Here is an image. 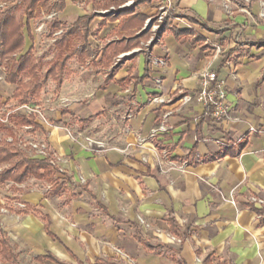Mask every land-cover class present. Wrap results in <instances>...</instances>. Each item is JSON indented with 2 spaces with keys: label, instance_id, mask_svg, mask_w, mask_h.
Listing matches in <instances>:
<instances>
[{
  "label": "crops",
  "instance_id": "1",
  "mask_svg": "<svg viewBox=\"0 0 264 264\" xmlns=\"http://www.w3.org/2000/svg\"><path fill=\"white\" fill-rule=\"evenodd\" d=\"M158 1L139 3L135 11L147 18ZM173 1L179 19L149 49L150 56L165 59L164 65L149 62L145 40L129 50L105 53L104 48L122 43L127 35L122 26L128 15L117 16L120 9L100 12L120 1L102 7L88 1L91 12L82 15L93 14L86 38L92 52L83 63L75 58L80 69L68 65L55 86L58 98L66 100V117L58 114L56 124L34 131L65 159L51 166L58 182L64 180L62 188L53 191L51 183L30 177L45 181L52 196L43 190L33 194L32 188L20 198L22 214L0 212V231L12 249L16 233L21 247L38 261L57 264L37 259L50 254L62 264H69L67 257L83 264L76 254L83 249L63 235L69 232L102 254L92 264H128L117 249L135 264H264V18L257 16L255 2L246 4L250 17L238 10L228 14L221 0ZM143 25L131 29L138 34ZM208 63L225 82L229 119L215 120L195 100L177 109L176 103H148L156 93L173 100L181 89L194 94L197 75ZM156 77L161 87L155 85ZM169 107L175 109L166 118L168 128L154 138L138 145L132 133H124L127 127L147 135ZM127 112L131 116L125 118ZM99 116L116 122L119 132L108 134L111 147L92 153L69 137L65 122L68 117L74 132L94 135L91 126ZM182 162L187 166L179 169ZM27 180L12 182L16 191ZM62 190L72 200L69 224L57 218L53 205ZM231 194L235 205L227 200ZM45 204L52 210L46 211ZM93 204L95 212L89 215ZM138 216L149 226L138 223ZM119 217L118 223L134 225L132 238L140 247L134 250L135 259L116 244L124 242L115 236L113 220ZM105 255L113 261L104 260ZM2 262L8 263L0 255Z\"/></svg>",
  "mask_w": 264,
  "mask_h": 264
},
{
  "label": "trees",
  "instance_id": "2",
  "mask_svg": "<svg viewBox=\"0 0 264 264\" xmlns=\"http://www.w3.org/2000/svg\"><path fill=\"white\" fill-rule=\"evenodd\" d=\"M87 1H91L95 7H102L109 6L112 3L116 4L122 0ZM145 1L135 0L134 5L118 11L117 16L120 14L128 15L127 19L123 20L124 24L122 26L128 30L127 35L122 38V43L118 45L114 43L104 48L105 53L109 50H129L134 46H138L141 41L148 38V31H141L136 34L131 29L134 26L140 27L143 25L146 17L137 13L135 7ZM37 8L62 11L65 8V0H13L7 8H0V61L6 67V82L15 86L10 98L15 100L17 104H38L35 99L41 93L47 77L55 83L56 88L59 87L63 75L67 71L70 57L75 56L79 62L83 63L92 52L87 44L86 38L89 33V22L93 14L81 15L68 25L56 19L49 23L51 29H64L62 35L53 43L54 54L50 60L45 62L43 61V57L35 58L31 54V47L22 52L21 50L25 42L23 25L39 14ZM26 31L27 37L31 39L32 36L29 27H26ZM16 52H18V55L13 56ZM43 69L45 70L44 72ZM146 76H148L147 73ZM3 103V97L0 94V106ZM89 118L83 119L82 121L86 123ZM27 124H31L34 130H42V126L36 122L34 114L26 115L20 112L12 113L7 124L0 123V130L5 134H14L16 129ZM1 165L5 166L0 171V183L7 180L13 183H21L33 177L51 183L53 191H58L62 188L64 180L58 182L59 177L56 176L55 170L49 165L47 160L29 157L20 149L11 147L6 142H0ZM12 188L14 190L17 189L14 185ZM0 255L5 262L15 261L17 259V255L13 252L5 233L2 231H0ZM43 257L57 264H62L50 254L37 256V259ZM94 264L108 263L96 261Z\"/></svg>",
  "mask_w": 264,
  "mask_h": 264
},
{
  "label": "built area",
  "instance_id": "3",
  "mask_svg": "<svg viewBox=\"0 0 264 264\" xmlns=\"http://www.w3.org/2000/svg\"><path fill=\"white\" fill-rule=\"evenodd\" d=\"M251 0H221V7L228 13L232 14L234 10L241 11L245 13L246 15L252 17V13L247 8L246 4L250 3ZM256 1L259 9L257 12V16L261 19L264 18V0H253ZM135 0H122L120 1L116 6H111L107 10H100V12H111L112 14H116L117 10L125 7L132 6L134 4ZM173 0H159L154 12L149 15L144 22V25L141 30L148 29L149 30V36L148 38L142 43V47L146 49V52L148 53V59L149 62L153 65H164L165 59L163 57L158 56H150L149 51V45L153 42L157 43L161 35L170 27L173 26V23L175 20H178L179 17L175 14L173 11ZM41 19L38 22V31L39 32H47L45 22H51L55 20V17H57L58 11L54 9H41ZM64 32L63 28H57L55 30H52L50 33H48L52 37V41H55L57 38H59L62 33ZM160 33V36H157V34ZM215 47V53H220L221 48L219 45H214ZM135 49H132L128 52H124L118 55V58L121 57L124 54H127L131 51H134ZM198 88L194 94L184 92L182 89L179 90V94L175 100H173V97H164L161 94H152L148 96V103L152 104H159V105H170L172 103H176L175 108H181L185 105H187L190 101L195 100L199 104L202 105V107L207 111L208 114H210L215 120H222V119H229V113H228V106L225 102L226 100V91H225V82L220 79L215 71L213 69L211 63H208L199 73H198ZM0 80H4L3 73L0 70ZM154 83L157 87H161L162 80L160 77H156L154 79ZM62 102H65L66 100L60 99ZM173 108H166V110L162 114V121L159 123L158 126L152 127L149 130V133L147 135H140L137 132L132 131L131 129L124 127V133H132L134 138V143L141 145L145 143L147 140H150L155 137V135L158 132H163L167 130L166 125V118L171 114ZM21 110L24 114H34L35 120L40 125H48V121L45 117V114L43 113L40 104H29V103H22L18 104L17 106L13 108L6 107L4 104L0 107V123L7 124L9 122L10 115L15 112ZM131 114L127 112L125 114V118L130 117ZM253 130V128H250V131ZM34 128L31 124L22 125L19 129L15 131L14 134H3L0 132V140H4L6 143L11 144L12 146L20 149L23 151L27 156L34 157V158H41L48 161L49 165L52 167H58L60 163L64 162L65 159L55 150L52 149L48 141L44 138H39L33 135ZM67 134L69 137L78 142L84 149L92 152V153H98L105 149H108L111 147L109 139L107 140H97L90 136H84L79 133L75 134V136L70 133L68 130ZM241 138V137H240ZM132 143L128 142L127 146H131ZM166 158V156L164 155ZM170 166H175L174 163L169 161ZM187 166L186 162H182L178 168L183 169ZM4 166H0V171ZM83 181V179H81ZM6 187L12 186L11 181L4 182ZM254 201L255 198H252ZM230 203L235 205V201L231 196L227 199ZM261 201V200H260ZM18 208H25V204L23 202H17L16 203ZM8 210L6 208H0L1 213H6ZM139 222L144 225L145 227H148L149 225L145 223V221L138 216ZM169 239L173 242H181V239L177 236L167 234ZM121 257L125 258L130 264H135L133 261L128 259V256L125 255L122 251L116 250ZM196 261L201 263V259L196 257Z\"/></svg>",
  "mask_w": 264,
  "mask_h": 264
},
{
  "label": "rangeland",
  "instance_id": "4",
  "mask_svg": "<svg viewBox=\"0 0 264 264\" xmlns=\"http://www.w3.org/2000/svg\"><path fill=\"white\" fill-rule=\"evenodd\" d=\"M12 2H13V0H0V8L5 9L8 6H10ZM252 2L256 3V1L251 0L250 3H252ZM41 9H43V8H37V12L39 11V14L36 15L35 17H33L32 19H30L27 23H25L23 25L25 42H24L23 49L21 51L23 52V51L27 50L29 47H31V54L35 58L43 57V61L46 62V61L50 60L54 54V49H53L54 41H52V37L48 33H50L52 30H55V29L50 28V26H49L50 22H45V25H46L45 27L47 29V32H39L38 31V29H37L38 25H39L38 22L42 16L41 12H40ZM89 12H91L90 3L87 0H65V8L62 11H58L57 17H55V19L59 20L60 22L64 23L65 25H68V24L74 22L78 16H80L82 14H87ZM23 23H24V20H23ZM26 27H29V29H30V34L32 36L31 39L28 38L26 35V33H27ZM17 55H18V52L13 54V56H17ZM75 58H76L75 56H71L70 59L68 60V65L70 67H73V69L74 70L76 69V71H77L80 68H79V64L77 63ZM44 69H43V72L45 71ZM0 70L4 76V80H0V94L3 97V101H4L3 104L6 107L13 108V107L18 105L15 100L10 98L12 91H13L15 86L8 84L6 82L7 71H6V67H5L4 63L1 61H0ZM35 101H37V103L40 104L41 109H42L43 113L45 114V117L48 121V125L49 124L53 125V124H56L58 122V120L56 119V115H58V114L61 116L64 115L63 118L66 117V115H65L66 112L64 110H67V108L63 107V104L66 103V101L62 102L58 98L57 91L55 88V83L49 77L46 78L44 87L42 88L41 93L39 94L38 98L35 99ZM15 112L23 113V111H21V110H18ZM15 112H13V113H15ZM103 117H105V116H103ZM103 117L99 116L98 121L92 123L91 129H92L94 135H88V136H90L94 139H97V140H107L108 134H111V137L114 135L118 136L119 129L117 127L116 122H114L112 119L110 120V118L105 117V119H104ZM65 124L67 125L66 130H68L70 133H72L75 136V134H77L76 132L73 131V128H76L75 124H74L73 128H71L72 125H71L70 119L68 117H67V122H65ZM48 125H44V126H48ZM79 125H81V124H79ZM0 132H2V131L0 130ZM2 133L5 134L4 132H2ZM38 134H39V132H38ZM33 135L36 137L42 136L41 134H39L37 136L36 132H33ZM0 142H5V141L0 140ZM9 145H11V144H9ZM11 147H14V146L11 145ZM2 166H5V165H2ZM47 185L48 184L45 181L35 180L33 178H30L29 180L26 181V183L23 187L21 186L22 187L21 190L16 191L11 186L6 187L5 183H0V208L1 207L6 208L8 211H10L12 213L14 212L17 215L22 214L23 208H18L16 205L17 202H24L20 198L24 197V195L26 193H29V191H30L29 189H32V188L34 191L33 194L38 193V192H36V190H38V191L43 190L45 195H47V196L51 195L52 196V194L49 193L50 191H49V188H47ZM58 195H59L58 197H53V205L59 211V215H60L57 218L60 219V221H64L67 224H69L70 219L72 217V207H71L72 200L70 198V195H68V190L67 191L62 190L60 193H58ZM94 205H96V204H93L92 210H90V212H88L89 215L92 212H95ZM44 207H47L46 211L52 210V208L49 207V205L45 204ZM52 213L54 214V212H52ZM137 220H138V218H137ZM119 221H121V217H119V219L113 220V225H114V227H116V230H115L116 235L115 236H118L119 238L118 237L117 238L120 239V241H124V242H122V243L119 242L116 244L119 247H121L127 254H129L132 258H134V256H133L134 250L136 248H140L132 238L133 232H134V225H132L130 223L129 224H120V223H118ZM134 222H135V220H134ZM138 223H140L139 220H138ZM64 231H66V230H64ZM63 235L70 236L71 241L73 240L74 242H76L75 243L76 245H80V248L83 249V252H76V254L78 255V257L80 258V260L82 261L83 264H92L91 261L95 260L94 258L97 257L96 255H102V254H97L96 252H92L91 249H89L87 246L82 245L81 242L79 243L78 237H75L74 234L67 232V233H63ZM16 236H17L16 233H14L12 235L11 242L13 244L14 252L17 255V259L15 261H11V262H8L6 264H53L46 259L41 260V261L36 260L34 258L33 252H30L27 249H24L23 247H21L22 245H20V243L17 241ZM146 239L150 240V238L147 236H146ZM68 245H71V242H68ZM77 249L74 251H77ZM81 249H80V251H81ZM103 259L106 261H109V262L113 261L112 257L108 256V255L103 256ZM66 261L69 264H81V263H77L76 261H74L70 257H67ZM2 264H5V263L2 262ZM122 264H127V262L122 263Z\"/></svg>",
  "mask_w": 264,
  "mask_h": 264
},
{
  "label": "flooded vegetation",
  "instance_id": "5",
  "mask_svg": "<svg viewBox=\"0 0 264 264\" xmlns=\"http://www.w3.org/2000/svg\"><path fill=\"white\" fill-rule=\"evenodd\" d=\"M142 31H148V32H149L148 29H144V30H142ZM160 35H161L160 33L157 34V36H160ZM161 36H162V35H161ZM154 44H155V42L151 43V44L149 45V49H150V47H152Z\"/></svg>",
  "mask_w": 264,
  "mask_h": 264
}]
</instances>
